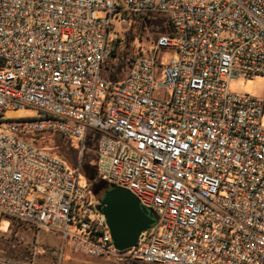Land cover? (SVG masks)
<instances>
[{
    "label": "built area",
    "instance_id": "obj_1",
    "mask_svg": "<svg viewBox=\"0 0 264 264\" xmlns=\"http://www.w3.org/2000/svg\"><path fill=\"white\" fill-rule=\"evenodd\" d=\"M146 14L168 18L167 32L151 57L133 42L121 80L107 81L115 39ZM257 76L264 0H0V224L57 235L90 257L264 264V94L229 89ZM22 108L37 116H3ZM44 133L78 142L73 170L30 141ZM85 158L152 212L135 247L114 249L79 176Z\"/></svg>",
    "mask_w": 264,
    "mask_h": 264
},
{
    "label": "rangeland",
    "instance_id": "obj_2",
    "mask_svg": "<svg viewBox=\"0 0 264 264\" xmlns=\"http://www.w3.org/2000/svg\"><path fill=\"white\" fill-rule=\"evenodd\" d=\"M168 24L169 19L162 15H143L137 19V38L134 44L141 47L145 56H153V51L150 49L151 44L155 36L167 32ZM171 56L170 53H165L161 57L160 63L156 65L155 81L157 83L163 82V68L169 63ZM103 73L109 82L118 83L121 80V74L117 78H113L105 72ZM229 89L236 94L259 98L264 94V77L257 76L247 80L232 79L229 82ZM155 96L163 95L160 90H155ZM3 116L7 120L34 118L37 116V111L31 108L6 110ZM261 126L264 128V114L261 117ZM36 145L57 155L70 170L77 166L79 145L75 139H62L55 134L44 133L39 136ZM95 173L94 161L85 158L79 173L81 182L90 185L91 196L99 199L105 191L106 185L103 179L95 176ZM34 243L39 248L34 258L35 264H143L125 256L120 258L90 257L74 254L67 249H62L59 236L32 228L26 229L21 225L13 226L9 220H3L0 224V264L26 263L31 257Z\"/></svg>",
    "mask_w": 264,
    "mask_h": 264
},
{
    "label": "water",
    "instance_id": "obj_3",
    "mask_svg": "<svg viewBox=\"0 0 264 264\" xmlns=\"http://www.w3.org/2000/svg\"><path fill=\"white\" fill-rule=\"evenodd\" d=\"M115 250L122 252L135 247L139 235L154 223L151 211L142 208L126 189H106L99 199Z\"/></svg>",
    "mask_w": 264,
    "mask_h": 264
},
{
    "label": "trees",
    "instance_id": "obj_4",
    "mask_svg": "<svg viewBox=\"0 0 264 264\" xmlns=\"http://www.w3.org/2000/svg\"><path fill=\"white\" fill-rule=\"evenodd\" d=\"M139 15L132 17V22L129 26V29L125 32L123 38H116L114 41V47L113 51L111 53V66L115 68L114 77H117V74L123 70L126 64V59L128 57L129 51L131 49V46L133 42L137 38V19L139 18ZM41 134H37L30 137V141L36 145V142ZM37 146V145H36ZM38 147V146H37ZM41 148V147H40ZM96 177H99L97 173H95ZM105 190L110 189L111 187L105 182ZM86 188L88 190H91L90 185L86 184ZM102 197V196H101ZM100 199V198H99Z\"/></svg>",
    "mask_w": 264,
    "mask_h": 264
},
{
    "label": "crops",
    "instance_id": "obj_5",
    "mask_svg": "<svg viewBox=\"0 0 264 264\" xmlns=\"http://www.w3.org/2000/svg\"><path fill=\"white\" fill-rule=\"evenodd\" d=\"M18 225L20 226V224H18ZM18 225H16V226H18ZM21 226H22V225H21ZM25 228H26V229H29V226H25Z\"/></svg>",
    "mask_w": 264,
    "mask_h": 264
}]
</instances>
